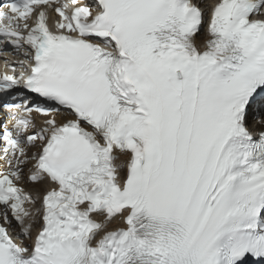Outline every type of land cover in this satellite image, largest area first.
Returning a JSON list of instances; mask_svg holds the SVG:
<instances>
[{
    "label": "snow or ice",
    "instance_id": "obj_1",
    "mask_svg": "<svg viewBox=\"0 0 264 264\" xmlns=\"http://www.w3.org/2000/svg\"><path fill=\"white\" fill-rule=\"evenodd\" d=\"M0 62V264H264V0H0Z\"/></svg>",
    "mask_w": 264,
    "mask_h": 264
},
{
    "label": "bare ground",
    "instance_id": "obj_2",
    "mask_svg": "<svg viewBox=\"0 0 264 264\" xmlns=\"http://www.w3.org/2000/svg\"><path fill=\"white\" fill-rule=\"evenodd\" d=\"M201 38H202V37H201ZM251 127H253V128H254V127H255V125L253 124Z\"/></svg>",
    "mask_w": 264,
    "mask_h": 264
}]
</instances>
